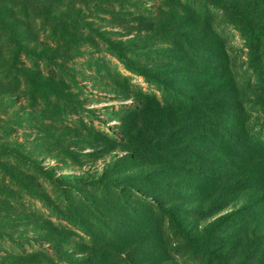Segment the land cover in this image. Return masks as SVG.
<instances>
[{
    "label": "rangeland",
    "instance_id": "obj_1",
    "mask_svg": "<svg viewBox=\"0 0 264 264\" xmlns=\"http://www.w3.org/2000/svg\"><path fill=\"white\" fill-rule=\"evenodd\" d=\"M29 13L36 41L0 56L17 94L0 107V264H264V220L210 230L180 182L198 165L213 186L245 173L264 189L259 151L231 178L203 171L225 167L200 146L187 97L198 58L248 75L235 13L218 0H47ZM248 117L264 140V116Z\"/></svg>",
    "mask_w": 264,
    "mask_h": 264
},
{
    "label": "trees",
    "instance_id": "obj_2",
    "mask_svg": "<svg viewBox=\"0 0 264 264\" xmlns=\"http://www.w3.org/2000/svg\"><path fill=\"white\" fill-rule=\"evenodd\" d=\"M218 1L235 13V21L243 40L250 42V53L245 58L248 62V75H237L231 57L215 55L198 58V69L194 72L200 78L196 81L191 78L194 83L189 87L187 97L189 101L199 105L197 113L201 117L194 122L205 129L203 136L197 138L201 141L200 146L213 155L215 163L225 167L203 171H211L217 177L231 178L248 167L247 152L259 151L262 157L260 163H264V140L257 138L258 135L252 129L253 123L248 117L252 112H259L264 116V0ZM46 2L47 0H0V56L16 46L36 41L37 35L32 23L25 18H30L31 7L45 5ZM219 48L226 53L222 47ZM11 96L17 94L0 80V107L1 104L4 108L9 107L7 102L12 104L13 101H9ZM252 105L257 106L259 111L249 109ZM262 124L264 128V122ZM215 166L216 164L212 167ZM199 169L201 167L198 165L185 169L184 171L192 172V175L181 177L180 182L185 194L199 196L203 199V205H208L207 210L203 206L193 211L205 215L209 210L211 213L206 219L208 222L216 218L207 228L213 230L226 218L249 213L255 216L259 224L263 222L260 204L264 202V189L249 179L248 174L243 173L227 180L223 183L224 186H213L212 177L198 171ZM198 172L203 177H193L194 174L199 175ZM228 172L232 173L227 174ZM170 176L164 173L161 178L168 181ZM199 226L203 228L202 225ZM186 231L190 234L187 229ZM190 235L188 238L195 239V236ZM147 259L148 264H161L164 260L153 254H147Z\"/></svg>",
    "mask_w": 264,
    "mask_h": 264
}]
</instances>
